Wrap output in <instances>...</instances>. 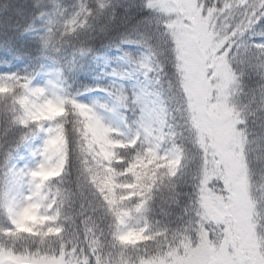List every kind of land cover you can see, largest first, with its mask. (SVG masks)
<instances>
[{"label":"snow or ice","instance_id":"1","mask_svg":"<svg viewBox=\"0 0 264 264\" xmlns=\"http://www.w3.org/2000/svg\"><path fill=\"white\" fill-rule=\"evenodd\" d=\"M37 7L33 23L44 29L38 37L57 52L92 15L81 4L58 30L68 9L54 0ZM98 7H106L103 0ZM143 8L132 28L137 38L122 41L143 51H123L126 67L113 75L143 76L155 92L119 88L108 92L109 101L86 103L62 86L63 68L47 72L44 83L41 71L0 73V208L7 218L0 264H264V219L255 211L240 127L246 120L234 100L245 74L264 79V0H144ZM90 51L76 49L68 68ZM163 52L171 65L166 89ZM53 105L58 113L49 112ZM73 144L91 189L88 196L82 189L76 214L70 194L53 183ZM178 176L191 182L182 206ZM29 219L35 223L22 231ZM21 239L30 244L9 243Z\"/></svg>","mask_w":264,"mask_h":264},{"label":"clouds","instance_id":"2","mask_svg":"<svg viewBox=\"0 0 264 264\" xmlns=\"http://www.w3.org/2000/svg\"><path fill=\"white\" fill-rule=\"evenodd\" d=\"M143 2L144 0H104L106 7L100 9L97 0H89L87 6L92 10V15L88 17L87 28L92 29L97 38L92 44L95 45L102 42L110 32L119 31L126 25H129L130 21L136 24L139 20L143 19V13L147 12V9L143 8ZM209 2L211 3L212 0H209ZM63 3L68 9V13L65 14V17L60 18V21L57 23L58 30L61 28L63 19L67 18L73 10L79 7L76 3H68L67 0H63ZM13 6L12 0H9V3L0 10V39L4 41L5 52V55H0V61L7 63L10 59H15L17 54L28 55L33 58V62L30 65L32 71L27 72H45L47 70V65L39 59H36V56L41 51V48L36 45H41L43 47L42 42L38 35H35L37 37L35 41L25 44L23 41V34L25 32L23 24L25 21L17 19L14 16L12 11ZM45 6H48L47 0H45L41 7ZM40 10L41 9L33 8L31 11V18L34 19L35 13ZM212 23L215 24V20H213ZM225 26V22L221 21V25L217 27V31H222ZM43 32L44 29L41 28L40 33ZM33 35L34 34H29V36ZM145 35L148 36L150 33L146 32ZM58 39L59 37L55 36L54 42ZM17 43L20 44V47H16ZM85 47L89 48L90 45L85 43ZM78 48L79 47H77L74 42L73 52ZM9 49H12V51H9ZM21 49H23V52H21ZM94 50L93 48V51ZM91 54L92 53L89 52L88 55L84 57L90 59ZM233 55H236V53L233 52ZM85 62H87V60H85ZM41 65L44 66L43 69H41ZM237 67H239V65H237ZM23 74H25V72L22 73V75ZM246 75L247 74L242 77L240 82L242 93L239 97V105L244 111L246 123L241 124L240 127L241 130L245 131L247 134L245 161L248 170L251 195L256 204L255 211L264 219V104H260L259 102L261 90H264V79H260L258 85L255 88H251L246 82ZM169 78L170 76L167 74H161L162 87L167 86ZM43 79H45V77L42 76L41 80ZM116 90L118 91L119 87H117ZM254 90L256 103L251 102ZM253 124H255L256 127H252ZM4 150H6V148ZM0 158H2V151H0ZM83 168L84 165L82 163L81 154L76 145L73 144L66 166L60 177L53 181L55 185H58L70 194L68 209L72 214L79 212L82 203V189L85 196L91 193L90 187L85 185ZM175 183L176 192L182 206L187 195L191 192V182L187 176H178ZM179 211L180 208L178 207L176 212L179 213ZM29 244L30 242H27V245Z\"/></svg>","mask_w":264,"mask_h":264},{"label":"trees","instance_id":"3","mask_svg":"<svg viewBox=\"0 0 264 264\" xmlns=\"http://www.w3.org/2000/svg\"><path fill=\"white\" fill-rule=\"evenodd\" d=\"M45 0H12L13 3V13L14 16L17 19H20L22 21H25L23 24L24 30L26 28H29L31 26V31H25L23 34V41L25 44L31 43L36 40V36L38 33H40L41 30V22L36 21L33 23V19L31 18V11L33 8L39 9L37 5L39 4L42 6L44 4ZM68 3H76L77 5H88L89 0H67ZM100 0H97V3H99ZM104 2V0H103ZM9 3V0H0V10L4 8L6 4ZM47 3L49 7L52 6V0H47ZM55 6L59 8L60 11H64L67 9L63 3V0H54ZM134 22L130 21L129 25H126L124 28L120 29L119 31H112L106 36L102 42L97 43L95 45L92 44L94 40H96L95 32L92 31L90 28H85L82 30H79L76 34L70 36L67 38V42L64 43L62 46H60V51L57 52L53 50L52 48L45 49L41 45H36L37 47L41 48L40 53L36 56V59H39L43 63L46 61H54L58 64L59 68L64 69L63 73V80H64V88L67 89L68 92H71L73 94L76 93H84L88 90L96 87V83L92 80L91 75V60L102 52L105 49L114 48L120 44H122L124 39L126 37L132 36L135 37V33H133ZM259 31V29H258ZM29 34H34L33 36H29ZM258 37H256L257 39ZM76 43L77 47L85 46V43L90 45L89 49L91 50V58L88 59L87 57L84 58H78V63L74 69L68 68V61L71 60L72 54H73V43ZM154 46L156 45V40L153 39L150 41ZM16 47H20V44L17 43ZM93 48L95 49L93 51ZM9 51H12V49H9ZM21 52H23V49H21ZM0 55H5L4 52V41L0 39ZM167 53L163 52L159 59L161 61V67L164 69V72L161 73L167 74L168 76L171 75V65L166 59ZM87 60V62H85ZM33 62V58L28 55L23 54H17L15 59H10L9 62L5 63L0 61V73L3 72H19L24 73L26 70L31 72L32 68L30 65ZM246 82L251 88H255L259 81L260 77L255 73H249L245 77ZM167 86L164 88L166 89ZM163 91V90H161ZM242 93V87L239 85L237 89L234 92V100L239 105V97ZM5 109V101L4 99L0 98V140H3L5 136V125L2 122V115L3 111ZM252 127H256L255 124L252 125ZM8 139L11 140L12 136L9 134ZM3 187V173L0 171V188ZM159 218V217H157ZM6 214L3 210V208H0V224H3L6 222ZM27 242H30L26 239H21L15 242H9V243H15V246L20 247L21 245H27Z\"/></svg>","mask_w":264,"mask_h":264},{"label":"rangeland","instance_id":"4","mask_svg":"<svg viewBox=\"0 0 264 264\" xmlns=\"http://www.w3.org/2000/svg\"><path fill=\"white\" fill-rule=\"evenodd\" d=\"M262 39L258 37L257 40ZM123 51H127L131 54H139L143 51V49L136 44H128L122 43L114 48L105 49L91 60V75L92 80L96 83V87L88 90L87 92L79 94V99L83 102H91L93 100H99L101 102L109 101L108 92L119 87L120 89H128L129 94L133 91L134 88L143 85L149 92H155V86H149L144 83L143 76H133L130 78H117L113 75V70L115 69L117 72H122L126 65L121 61V56L123 55ZM44 64L47 65V70L45 72H41V75L37 77V80L40 83H44L48 76L47 72H51L57 68H59L58 64L54 61H46ZM45 77V79L41 80V77ZM63 79V77H62ZM64 81V80H63ZM64 87V83L62 85ZM151 103V101H149ZM49 112L58 113L59 109L57 106L53 105L49 108ZM129 118L133 116V112L130 110L128 113ZM26 155V153H25ZM133 224H138L139 226H143V220L133 219L131 221ZM35 223L34 220H26L24 227L21 229L22 231H26L33 226Z\"/></svg>","mask_w":264,"mask_h":264}]
</instances>
